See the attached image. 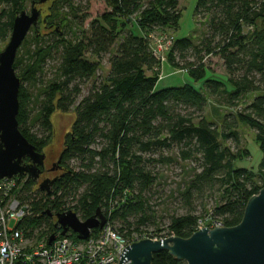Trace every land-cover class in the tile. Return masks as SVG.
Masks as SVG:
<instances>
[{
    "label": "trees",
    "instance_id": "1",
    "mask_svg": "<svg viewBox=\"0 0 264 264\" xmlns=\"http://www.w3.org/2000/svg\"><path fill=\"white\" fill-rule=\"evenodd\" d=\"M39 1L0 0V37L4 41H9L15 18L29 4L51 5L30 32L36 49L30 46L21 55L29 34L14 65L21 80L19 129L36 148L50 139L55 112L74 109L76 117L63 151L69 173L50 193L40 191L25 177L19 178L13 191L32 211L21 223L27 236L41 239L58 232L60 228L48 212L69 211L82 221L100 211L126 238L160 236L162 230L159 234L147 230L158 225L151 195L163 175L158 167L189 161L195 166L182 165L183 175L189 171L188 178L178 188L179 196H174L183 213L171 217L168 235L190 238L198 222L206 219L227 228L239 225L248 201L262 187L255 174L236 168L238 156L222 140L239 141L243 124L256 132L264 152V0H198L195 17L207 28L199 41L173 36L182 19L179 0H104L110 12L87 29L89 16L72 0H48L42 5ZM78 14V35L61 37L59 27H70V18ZM42 27L53 32L45 36ZM157 35L173 38L167 64L173 70L186 71L196 83L207 77L206 62L220 57L232 90L213 79L204 82L203 91L191 84L158 89L166 61L154 55ZM107 55L109 72L102 78L97 73ZM54 59L57 70L48 79L45 67ZM250 95L256 97L236 115L226 116L219 130L204 117L211 100L236 109ZM31 123L40 124L41 136L32 133ZM260 170L258 181L264 182V160ZM215 195H219L217 205L205 216H197L204 200ZM0 200H4L2 193ZM152 264L185 263L164 251L154 255Z\"/></svg>",
    "mask_w": 264,
    "mask_h": 264
},
{
    "label": "water",
    "instance_id": "2",
    "mask_svg": "<svg viewBox=\"0 0 264 264\" xmlns=\"http://www.w3.org/2000/svg\"><path fill=\"white\" fill-rule=\"evenodd\" d=\"M47 1L40 0L38 4ZM36 4L32 3L30 12L23 11L15 18L8 44L0 53V181L25 175L38 179L41 174L38 165L43 166L45 159L20 132L17 116L21 80L14 69L19 49L40 22L42 12ZM26 160L30 164H25ZM53 185L54 181L49 185L45 181L39 190L50 193ZM56 217L62 236L72 231L79 240H87L91 231L103 228L106 223L100 211L86 221L73 211ZM53 241L54 236L49 244ZM164 251L185 264H264V188L250 198L236 227L204 228L187 239H144L126 247L119 264H152L154 255Z\"/></svg>",
    "mask_w": 264,
    "mask_h": 264
},
{
    "label": "rangeland",
    "instance_id": "3",
    "mask_svg": "<svg viewBox=\"0 0 264 264\" xmlns=\"http://www.w3.org/2000/svg\"><path fill=\"white\" fill-rule=\"evenodd\" d=\"M73 3L77 6H80L81 9H84V13L89 16V19L86 20L85 29L88 28L89 24L102 17L105 13L110 12L109 6L106 4L104 0H72ZM198 0H179L180 9H182V19L180 23V29L176 34H173V36L177 37V39H182L186 37L193 38L194 41H199L203 35L206 33V23L205 22H199L197 21L195 17V9L197 5ZM51 5L47 4L45 6H42L43 9V17L48 14L49 7ZM31 6L28 5L27 11L30 12ZM78 18V19H77ZM81 15L78 14L76 18H70L71 23L69 24L70 27L67 26H60L59 32L61 37H65L67 39L72 37H76L78 35L79 29L77 26V23H79L81 20ZM59 25V24H56ZM57 27V26H56ZM71 31V32H70ZM42 34L45 36L50 35L53 31H49L46 28H41ZM136 34H140L135 29ZM158 33V32H157ZM29 40L27 42V46L21 50L22 54L24 55L25 52L28 50V48L31 46L32 50L36 49L35 44H32L31 35L32 33H29ZM165 35H157L155 36L153 40V46L157 47L160 45V43L166 45ZM31 42V44H30ZM8 44V40L4 41L0 37V53H2L5 49V47ZM164 45V46H165ZM163 51V50H162ZM164 51H167L164 49ZM167 53V52H166ZM166 53L164 54V63L162 67L161 72V80L158 83L157 87L158 89L163 88H169V87H181L184 84H191L194 88H196L198 91L205 90L204 82H206L209 79L218 80L220 82H223L228 91H231L232 88L228 85V76L226 72V67L224 61L220 57H211L206 63L208 68L207 77L204 81L196 83L194 82L187 74L186 71H176L173 70L170 65L167 64L166 60ZM89 59L96 60L93 58ZM108 58L107 55L104 59L100 61V68L98 70L97 76H100L102 78H105L109 72V64H108ZM57 59L47 61L46 67H45V74L47 75L48 79H51L53 74L56 73L57 70ZM27 86V84H25ZM84 94L87 92V89L83 87ZM36 94V92H35ZM256 95H250L247 96L246 99L242 102L240 107L229 108L225 105H218L214 101H209L208 105L205 109L204 117L206 120L210 123H213L214 126L219 130L221 129V126L224 122V119L226 116L229 115H236L241 109H244L247 105H249ZM36 98V97H35ZM34 98V102L35 101ZM32 115L35 117L37 115V106L34 103L32 105ZM75 111L72 109L70 112L64 113L57 111L55 112L51 117V122L53 126L52 133L50 134V139L47 141L49 143V147L46 150L49 153V158H51L53 155H58L64 147V141L66 135L71 131L73 123L75 121ZM32 133L38 134V136H41V127L40 124L37 123H31L30 125ZM239 141H235L233 139L223 141L222 144L229 148L233 154L238 156V161L236 162V168H244L255 174L256 181L258 184L262 187H264V182L258 181L260 177V165L262 161L264 160V152L261 149V144L256 140V132L249 128L246 125L241 124L239 126ZM48 133H46L47 135ZM73 166H76V162L71 163ZM185 164V165H184ZM195 163L192 162H186V163H180L176 166H170V167H158V170L160 169L159 173L163 174L161 175V181L158 180L156 185H154L152 190V197H153V205L155 212V221L158 224L155 227H150L147 229L149 232L158 233V230H162L161 234H168V228L170 226V219L171 217L178 213L182 214L183 210L181 206L179 205V202L175 200V197H178L177 191L178 188L184 183V181L188 178L189 171L186 169V175H183V167L189 165L190 167L195 166ZM183 172V173H182ZM219 202V195H215V197H208L204 200V207H200L199 203L197 204L199 206L198 208V214L197 216L203 217L205 216V212H208L212 208H214L217 203ZM159 234V233H158ZM33 240H30L26 243L27 247L32 245Z\"/></svg>",
    "mask_w": 264,
    "mask_h": 264
},
{
    "label": "built area",
    "instance_id": "4",
    "mask_svg": "<svg viewBox=\"0 0 264 264\" xmlns=\"http://www.w3.org/2000/svg\"><path fill=\"white\" fill-rule=\"evenodd\" d=\"M164 40L166 45L160 43L157 47L153 46L155 57L163 60L164 54L173 44V38L165 36ZM19 178L0 181V193L4 196V200H0V264H119L123 250L133 243L144 239L157 241L175 237L161 234L151 238L146 235L126 238L107 221L98 232L91 231L87 240L74 238L72 231L62 236L60 227L58 232L46 234L41 239L28 237L21 228V223L32 216L31 208L13 195ZM220 227L223 225L214 219L200 220L194 233L204 228ZM53 236L54 241L49 244ZM30 240L33 243L27 247L26 243Z\"/></svg>",
    "mask_w": 264,
    "mask_h": 264
},
{
    "label": "flooded vegetation",
    "instance_id": "5",
    "mask_svg": "<svg viewBox=\"0 0 264 264\" xmlns=\"http://www.w3.org/2000/svg\"><path fill=\"white\" fill-rule=\"evenodd\" d=\"M37 8L42 10L41 11L42 12L41 17H42L43 9L41 8V6H37ZM68 134L66 135L65 140ZM64 146H65V141H64ZM47 147H49L48 142L44 145L40 144L36 147V151L44 155L45 157L43 166L38 165L40 173H41L39 175V178L32 179V178H29L28 175L23 176L26 178L27 181L33 182L34 187L38 189L40 187V184H42L43 182L46 181L48 182V185H49L50 181H54V184H55L56 182L64 178L67 172L69 173V168L67 167L66 162L63 160L64 147H63V150L58 155H53L51 158H49V153L46 151L48 149ZM24 163L30 164L28 160H26ZM49 217L54 223H57V217L55 213L50 212Z\"/></svg>",
    "mask_w": 264,
    "mask_h": 264
}]
</instances>
